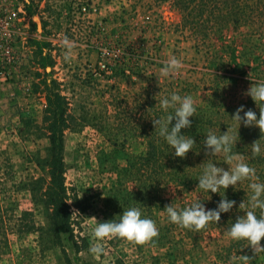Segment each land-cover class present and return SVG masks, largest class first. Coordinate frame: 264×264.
<instances>
[{
  "label": "rangeland",
  "instance_id": "1",
  "mask_svg": "<svg viewBox=\"0 0 264 264\" xmlns=\"http://www.w3.org/2000/svg\"><path fill=\"white\" fill-rule=\"evenodd\" d=\"M79 3L90 4L92 10L77 13ZM181 19L180 11L170 1L0 0V68L7 66L10 71L7 77L0 76L2 213L14 212L8 218L17 219L21 210L30 209L36 214V222L45 224L44 207L33 201L24 184L44 174L35 158L39 152L44 154L49 144L43 124L47 100L44 92L36 91L37 68L44 62H54L55 66L49 65L47 70H54L53 77L63 82L62 90L78 115L89 109L102 110L101 97L108 88L104 75L113 80L116 76L112 72L113 60L138 51L151 58L153 63L148 66L162 82L169 76H163L160 70L172 56L183 63L174 75L197 81L202 76L198 70L201 58L193 39L179 29ZM44 21L51 25L45 28ZM65 38L73 45L70 61L64 59ZM97 64L104 71L88 79ZM134 72L139 69H131L126 75L139 80ZM128 79L118 80L123 82L125 92L135 87ZM108 147L104 135L91 125H77L65 131L66 183L70 203L80 205L72 209L79 213L73 216L74 228L83 243H95L92 229L107 212L122 215L107 202L118 177L104 167L103 151ZM169 188L164 183L166 198L171 196ZM17 220L7 223L17 224ZM152 220L159 229V236L152 243L139 246L109 239L103 242L105 253L99 258L89 252L90 244L78 252L73 241L66 240L69 260L59 247L41 252L38 234L25 238L11 234L10 251L2 256L0 264H243L242 255L252 257L251 264H264V253L254 257L248 242L233 241L227 236L228 225L213 226L197 238H190L169 224L161 203Z\"/></svg>",
  "mask_w": 264,
  "mask_h": 264
},
{
  "label": "trees",
  "instance_id": "2",
  "mask_svg": "<svg viewBox=\"0 0 264 264\" xmlns=\"http://www.w3.org/2000/svg\"><path fill=\"white\" fill-rule=\"evenodd\" d=\"M153 1H170L180 11L179 29L194 41L201 58L202 66L198 70L202 76L195 81L182 74H173L162 82L152 74L148 64L153 62L146 52L138 51L118 60L115 58L116 68L115 62L112 67V72L116 74L114 80L104 75L108 88L101 97L102 110L89 109L78 115L72 111V102L62 90L63 82L53 77L54 70H47L49 65L55 66L54 62H44L38 67L36 91L44 92L47 100L43 124L49 144L44 154H35L44 174L24 181V184L33 201L44 207L45 224L36 222L33 210H21L17 220L8 218L14 212L6 214L0 209V259L10 251L11 234H18L20 238L38 234L41 252L59 247L69 260L66 240H72L78 252L90 244L80 242L75 234L72 208L80 205L70 203L72 198L66 183L65 131L77 125L97 128L108 141L109 147L103 151L106 157L104 167L118 177L117 183L110 188L107 202L121 213L138 207L144 218L152 219L158 203L164 210L171 204L183 209L200 201L209 210L217 208L223 195L236 201L230 212L221 213L218 223L211 222L199 232L178 227L167 218L175 229L181 230L187 237L197 238L213 226L231 227L238 216L250 210L252 191L249 184L253 181L245 180L226 190L221 188L219 193L207 192L197 186L209 161L228 170L224 155L206 156L203 145L209 131L220 135L227 129L239 132L233 153L242 156L244 162L256 169L258 180L255 182L264 183V137H261L258 127H244L243 124L239 127L232 118L241 105H244L245 111L251 109L256 112L259 118V107L246 92L255 82L264 81V0ZM91 10L90 4L79 3L76 12L87 14ZM49 25L50 22L44 21L45 28ZM129 61L134 64L130 65ZM135 68L139 69V72H134L138 73L139 80H132L131 75H126ZM94 69L90 70L88 79L100 70L104 71L100 64ZM125 77L130 78L128 80L135 86L133 90L125 92L123 82L118 81ZM174 92L181 96L191 95L197 108V115L190 117L192 126L181 130V134L192 137L196 142L185 159L175 157L174 150L158 135V129L152 122V119L166 117L173 111H164L160 100ZM259 139L262 154L253 158L251 145ZM164 183L170 187L169 198L164 196ZM242 202L244 208L239 207ZM115 214L107 212L101 222L118 221L121 215ZM6 219L8 222H20L7 223Z\"/></svg>",
  "mask_w": 264,
  "mask_h": 264
},
{
  "label": "clouds",
  "instance_id": "3",
  "mask_svg": "<svg viewBox=\"0 0 264 264\" xmlns=\"http://www.w3.org/2000/svg\"><path fill=\"white\" fill-rule=\"evenodd\" d=\"M64 46L66 48L64 59L70 61L73 45L65 38ZM182 68V61L172 56L164 62V66L160 71L163 76L167 77L178 73ZM246 95L250 96L259 107V118L253 110L248 109L245 111L244 105L236 109L232 118L238 122L239 127L241 124L244 127H258L261 137H264V81L252 84ZM160 106L166 112L168 109L173 111L166 117L152 119L153 125L155 129H158V135L174 150L175 157L185 159L196 142L192 137L181 134V130L192 126L190 117L197 115L195 101L191 95L181 96L174 92L170 97L162 98ZM241 113H243V116H241ZM170 125L173 126L170 127ZM238 136V130L234 132L231 129H227L226 132L220 135L212 131L208 132L203 142L206 148L205 155L223 154L229 167L228 170H225L209 161L198 179L197 187L207 192L219 193L221 188L226 190L229 186L235 187L245 180L253 181L249 184L252 191L249 198L250 210L245 211L244 215L238 216L226 234L233 241H247L248 247L251 248L254 257H256L264 253V246L261 245V241L264 239V183L255 182L258 180L256 169L244 162L242 156L233 153V147L238 142ZM259 141L260 139L254 141L251 145L253 158L262 154ZM221 197L216 209L206 210L202 202L195 201L183 209L171 204L166 206L164 211L170 223L199 232L204 230L211 222L218 223L221 219V213L230 212L236 204V201L229 200L224 195ZM239 207L244 208V202ZM257 210H259V215H257ZM77 214L79 213L73 210L71 217ZM158 236L159 229L156 222L150 218H144L140 208L131 207L123 210L118 221L111 220L96 223L91 232L92 240L95 243L90 244L89 252L94 257L99 258L105 253L103 242L109 239H121L134 245L144 246L152 243ZM242 261L243 264H251L252 257L242 255Z\"/></svg>",
  "mask_w": 264,
  "mask_h": 264
},
{
  "label": "built area",
  "instance_id": "4",
  "mask_svg": "<svg viewBox=\"0 0 264 264\" xmlns=\"http://www.w3.org/2000/svg\"><path fill=\"white\" fill-rule=\"evenodd\" d=\"M11 28H13V26ZM0 30H3V28L0 27ZM14 30H15V32H13V33H14V35H16V33H18V32L16 29H14ZM6 33H8V32H6ZM7 73H10L9 67L6 66V68H2V67L0 68V76L5 75L7 77Z\"/></svg>",
  "mask_w": 264,
  "mask_h": 264
}]
</instances>
